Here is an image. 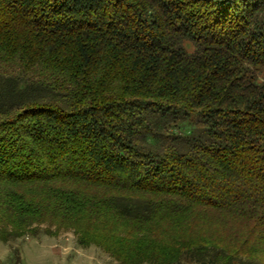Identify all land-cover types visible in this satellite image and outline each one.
I'll return each instance as SVG.
<instances>
[{
	"label": "trees",
	"instance_id": "16d2710c",
	"mask_svg": "<svg viewBox=\"0 0 264 264\" xmlns=\"http://www.w3.org/2000/svg\"><path fill=\"white\" fill-rule=\"evenodd\" d=\"M263 71L264 0H0V240L264 264Z\"/></svg>",
	"mask_w": 264,
	"mask_h": 264
},
{
	"label": "rangeland",
	"instance_id": "374dc122",
	"mask_svg": "<svg viewBox=\"0 0 264 264\" xmlns=\"http://www.w3.org/2000/svg\"><path fill=\"white\" fill-rule=\"evenodd\" d=\"M81 238L74 228L56 231L45 223L35 233L0 240V264H124L104 245Z\"/></svg>",
	"mask_w": 264,
	"mask_h": 264
}]
</instances>
